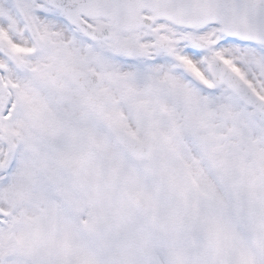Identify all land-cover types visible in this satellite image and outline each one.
Here are the masks:
<instances>
[{
  "label": "snow or ice",
  "instance_id": "obj_1",
  "mask_svg": "<svg viewBox=\"0 0 264 264\" xmlns=\"http://www.w3.org/2000/svg\"><path fill=\"white\" fill-rule=\"evenodd\" d=\"M0 264H264V0H0Z\"/></svg>",
  "mask_w": 264,
  "mask_h": 264
}]
</instances>
